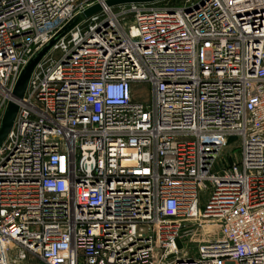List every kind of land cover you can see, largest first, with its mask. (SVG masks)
I'll return each instance as SVG.
<instances>
[{
    "label": "built area",
    "instance_id": "built-area-1",
    "mask_svg": "<svg viewBox=\"0 0 264 264\" xmlns=\"http://www.w3.org/2000/svg\"><path fill=\"white\" fill-rule=\"evenodd\" d=\"M170 1L0 0V264H264V0Z\"/></svg>",
    "mask_w": 264,
    "mask_h": 264
},
{
    "label": "water",
    "instance_id": "water-1",
    "mask_svg": "<svg viewBox=\"0 0 264 264\" xmlns=\"http://www.w3.org/2000/svg\"><path fill=\"white\" fill-rule=\"evenodd\" d=\"M161 1L164 0H107L106 3L108 6L114 7V6L127 5V4H152ZM100 10H101L100 5H95L91 7L90 9L86 10L82 15L78 17V19L75 21V24H77L79 21H81L84 18L92 16L93 14L99 12ZM50 47L51 44L45 47L44 49H42L24 67L14 89L15 96L20 98L25 96L31 75L35 67L37 66L39 61L44 57V55L49 51ZM17 112H18L17 104H15L14 102H10L5 111L2 120V125L0 127V148L13 127Z\"/></svg>",
    "mask_w": 264,
    "mask_h": 264
},
{
    "label": "rangeland",
    "instance_id": "rangeland-1",
    "mask_svg": "<svg viewBox=\"0 0 264 264\" xmlns=\"http://www.w3.org/2000/svg\"><path fill=\"white\" fill-rule=\"evenodd\" d=\"M173 2H179L180 0H172ZM172 1L166 2L172 5ZM166 3H159L160 6ZM227 154L238 156L239 149L232 139L229 146L223 153V157ZM181 230V241H178L179 248H184L192 256L197 252L198 246L206 241H212L219 239V225L215 224V220L212 218H198L195 216L188 223H183Z\"/></svg>",
    "mask_w": 264,
    "mask_h": 264
},
{
    "label": "bare ground",
    "instance_id": "bare-ground-1",
    "mask_svg": "<svg viewBox=\"0 0 264 264\" xmlns=\"http://www.w3.org/2000/svg\"><path fill=\"white\" fill-rule=\"evenodd\" d=\"M4 143V142H3ZM3 145V144H2ZM2 147V146H1Z\"/></svg>",
    "mask_w": 264,
    "mask_h": 264
}]
</instances>
